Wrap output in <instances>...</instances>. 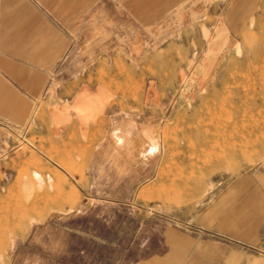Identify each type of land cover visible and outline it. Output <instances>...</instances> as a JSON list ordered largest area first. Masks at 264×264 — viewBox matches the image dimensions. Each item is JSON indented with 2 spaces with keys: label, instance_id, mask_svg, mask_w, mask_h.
I'll return each instance as SVG.
<instances>
[{
  "label": "rangeland",
  "instance_id": "374dc122",
  "mask_svg": "<svg viewBox=\"0 0 264 264\" xmlns=\"http://www.w3.org/2000/svg\"><path fill=\"white\" fill-rule=\"evenodd\" d=\"M263 162L264 0H0V264H209Z\"/></svg>",
  "mask_w": 264,
  "mask_h": 264
},
{
  "label": "crops",
  "instance_id": "0c3cea01",
  "mask_svg": "<svg viewBox=\"0 0 264 264\" xmlns=\"http://www.w3.org/2000/svg\"><path fill=\"white\" fill-rule=\"evenodd\" d=\"M91 98L90 94L86 90H83L78 95L77 102L79 104H85ZM29 102V99L21 97L18 103L19 112L22 113V111H25ZM262 166L263 172L261 171L259 173V188L256 191L258 197L257 210L253 212L250 210V197L255 195L254 192L243 189V199L239 206L241 209L237 216L238 219L239 215H241L240 220L242 222L240 228L237 231L227 232L225 234L217 233V236L220 237L231 235L235 238H240V240H228L227 243L222 244V256L216 258L209 264H264V162ZM45 199L48 200V205L43 217H46L51 211L58 209L59 200L64 199L63 202L66 204L69 202L64 193L57 192L46 194ZM37 207H39L38 204ZM23 212L25 213V210ZM47 218L37 221V216H35L34 220L36 219L35 221L41 222ZM10 225L12 230L11 237H8L4 242V252L10 250V245L13 244L15 239L25 238L32 224L30 220H26V216H23L21 219H18V222Z\"/></svg>",
  "mask_w": 264,
  "mask_h": 264
}]
</instances>
